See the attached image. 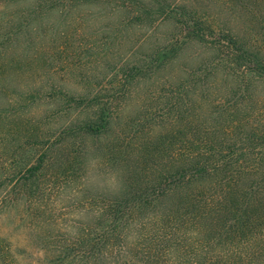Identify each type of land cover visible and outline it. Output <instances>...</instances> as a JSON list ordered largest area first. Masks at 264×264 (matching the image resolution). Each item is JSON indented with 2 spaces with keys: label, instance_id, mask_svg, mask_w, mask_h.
Returning a JSON list of instances; mask_svg holds the SVG:
<instances>
[{
  "label": "trees",
  "instance_id": "trees-1",
  "mask_svg": "<svg viewBox=\"0 0 264 264\" xmlns=\"http://www.w3.org/2000/svg\"><path fill=\"white\" fill-rule=\"evenodd\" d=\"M110 1L132 8L129 20L138 27L161 14L146 0ZM236 2L250 22L255 6L264 4ZM162 20L174 22L170 15ZM177 24L180 41L175 38L171 48L193 42L214 58L203 73L191 70L180 78V93L173 91L164 114L167 126L157 132L142 133L151 124L144 118L126 121L127 94L141 67L121 69L123 77L108 89L87 91L90 85L77 81V93L56 82L24 92L1 85L17 75L0 50V121L8 115L21 119L26 153L14 189L25 202L58 185L78 198L81 192L73 187L88 183L81 180L88 139L107 142L100 165L125 172L118 194L83 203L93 220L70 227L54 263L255 264L264 255V43L253 40L249 28L221 27L215 16L180 13ZM52 36L49 51L66 49V32ZM26 44L45 50L40 42ZM59 81L66 84V78Z\"/></svg>",
  "mask_w": 264,
  "mask_h": 264
},
{
  "label": "rangeland",
  "instance_id": "rangeland-1",
  "mask_svg": "<svg viewBox=\"0 0 264 264\" xmlns=\"http://www.w3.org/2000/svg\"><path fill=\"white\" fill-rule=\"evenodd\" d=\"M146 1L153 13L161 14L154 17L158 20L153 24L138 27L129 20L132 8L110 0H0V50L5 52L6 62L15 65L17 75L9 74L1 85L27 92L30 88L42 91L56 82L61 89L77 93V81L90 85L87 91L91 87L108 89L123 77L121 69L141 67L139 80L127 94L124 107L131 118L126 121L144 118V123L151 124L142 133L157 132L167 126L164 114L173 91L180 93V78L191 70L203 73L205 63L214 58L210 49L193 42L181 46L178 42L171 48L175 38L180 41V13L204 19L215 16L221 27L236 31L249 28L253 40L264 43V4L255 6L257 16L250 22L249 13L237 0ZM162 15H170L174 22L162 20ZM55 32L68 34L66 49L48 50ZM27 41L40 42L45 50L38 53ZM156 53H162L163 58L158 59ZM162 60L163 66L156 68ZM65 78L66 84L59 81ZM102 93L108 95L107 90ZM4 103L0 95V109L5 108ZM20 121L13 115L0 121V264H57L53 259L61 253L58 245L69 235L70 227L93 220L83 203L118 194L125 172L112 164L100 165L107 142L88 139L81 176L88 183L84 188L79 182L73 187L81 192L78 198L71 197L69 187L58 185L27 203L22 192L14 189V175L26 153ZM256 263L264 264V255Z\"/></svg>",
  "mask_w": 264,
  "mask_h": 264
}]
</instances>
